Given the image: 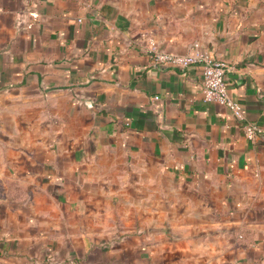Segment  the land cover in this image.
<instances>
[{
	"label": "crops",
	"instance_id": "1",
	"mask_svg": "<svg viewBox=\"0 0 264 264\" xmlns=\"http://www.w3.org/2000/svg\"><path fill=\"white\" fill-rule=\"evenodd\" d=\"M148 39L264 129V0H0V264H264V134Z\"/></svg>",
	"mask_w": 264,
	"mask_h": 264
},
{
	"label": "built area",
	"instance_id": "2",
	"mask_svg": "<svg viewBox=\"0 0 264 264\" xmlns=\"http://www.w3.org/2000/svg\"><path fill=\"white\" fill-rule=\"evenodd\" d=\"M29 15L33 19H38V14L34 11H30ZM147 49L155 65L183 70L188 69L192 65H201L203 67L202 88L204 100L216 102L227 107L237 121L241 123V128L246 139L254 141L264 134L263 127L246 120L242 105L229 94L227 75L234 68L232 64L214 58L208 51L200 48L198 45L194 46L187 53L179 54L167 51L154 40L148 39Z\"/></svg>",
	"mask_w": 264,
	"mask_h": 264
}]
</instances>
